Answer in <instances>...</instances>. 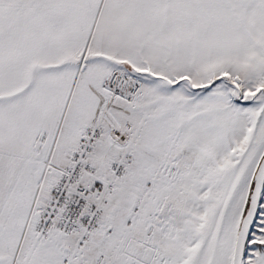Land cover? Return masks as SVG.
<instances>
[{"label":"snow or ice","instance_id":"1","mask_svg":"<svg viewBox=\"0 0 264 264\" xmlns=\"http://www.w3.org/2000/svg\"><path fill=\"white\" fill-rule=\"evenodd\" d=\"M0 264H264V0H0Z\"/></svg>","mask_w":264,"mask_h":264}]
</instances>
